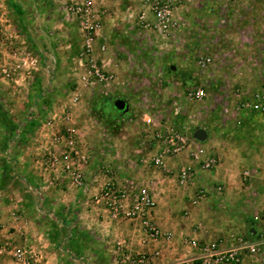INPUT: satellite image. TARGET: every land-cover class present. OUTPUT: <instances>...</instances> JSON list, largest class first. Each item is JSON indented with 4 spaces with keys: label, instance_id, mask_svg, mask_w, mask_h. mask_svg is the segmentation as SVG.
I'll list each match as a JSON object with an SVG mask.
<instances>
[{
    "label": "rangeland",
    "instance_id": "1",
    "mask_svg": "<svg viewBox=\"0 0 264 264\" xmlns=\"http://www.w3.org/2000/svg\"><path fill=\"white\" fill-rule=\"evenodd\" d=\"M89 1L96 13L94 20L100 14L99 43L105 39L108 44L105 64L114 75L110 83L92 89L86 86L82 77L86 70L78 61L83 12ZM106 1L0 0V213L8 214L11 205L22 198L52 201L63 199L64 194L69 198L70 187L62 182L58 170L51 171L53 157L65 150L59 136L69 130H75L80 146L90 154L93 174L106 163L116 168L113 177L120 183L139 179L154 186L156 198L159 186L175 189L173 172L149 167L142 157L150 160L158 152L157 132L181 122L195 132L207 131L203 145L220 162L218 179L210 181L224 187L223 200L212 202L200 223L190 214L202 206L185 200L176 209L180 211L173 213L182 216L180 236L174 234L166 242L147 239L145 245L183 244L185 251L190 248L186 239L192 231L205 230L209 238L199 240L215 242L223 237L222 229L232 234L244 221L249 228L250 204L264 206V133L250 132L252 112L241 110L240 116L237 107L239 95L258 89L264 77L259 73L248 79L246 75L253 74L247 71L241 75L237 56L249 52L244 48L249 44L247 37L253 36L257 41L252 65L258 62L264 67V0H182L175 14L180 24L173 38L145 27L144 11L147 20H157L151 0H114L115 13L109 11ZM76 8L81 11L75 13ZM32 57L36 69L24 65ZM202 57L212 61L203 67L199 63ZM196 87H203L207 97L190 105L185 93ZM75 96H80L78 102ZM117 99L128 101L125 114L115 109ZM175 104L180 108L178 117ZM1 113L11 122L7 128ZM149 116L155 120L154 126L145 123ZM139 172L144 173L141 179L136 177ZM30 187L36 190L34 194ZM82 200L86 202L88 197ZM67 210L64 213L69 217L75 215L72 207ZM68 226L80 233L83 230L74 220ZM83 234L78 245L84 257L94 264H119V255L113 251L123 240L105 243L99 238L102 235ZM69 246L64 244V248ZM158 248L152 250L154 260L160 257ZM187 255L181 253L178 261L165 264H187Z\"/></svg>",
    "mask_w": 264,
    "mask_h": 264
},
{
    "label": "built area",
    "instance_id": "2",
    "mask_svg": "<svg viewBox=\"0 0 264 264\" xmlns=\"http://www.w3.org/2000/svg\"><path fill=\"white\" fill-rule=\"evenodd\" d=\"M151 2L155 5L152 9L157 14V20L152 22L147 20V12L144 11L141 18L144 19L145 27L165 32V37L173 38L174 31L180 24L175 14L182 0H151ZM161 3L163 7H160ZM73 11L78 13L81 9L76 8ZM95 14L89 1L87 10L83 12L85 16L83 43L78 57L79 65L86 70L82 75L83 80L91 89L101 84H108L114 78L105 64L109 53L108 44L105 39L99 43L103 27L100 14L94 20ZM211 61L209 57H202L199 63L206 67ZM36 63L33 57L24 61V65H29L31 69L37 68ZM206 97L207 92L203 87L191 88L185 93V100L190 105L201 103ZM74 99L78 102L80 96H75ZM239 103L241 110H250L258 120L264 122V83L255 91L240 94ZM174 109L178 117L180 108L177 104L174 105ZM192 118L195 119L196 116ZM144 121L149 127L155 125V120L150 116L144 118ZM189 127L181 122L164 126V130L157 132L154 141L159 148L158 152L150 160L142 157V162L154 169L165 170L168 168L169 159L177 158L188 151L191 161L180 168L177 181L180 187L188 188L196 182L200 172H203L202 176L208 178V182L201 185L190 197V204L199 206L214 195L222 196L224 187L216 185L214 180L210 181L212 177L205 174L217 171L219 158L212 151L204 148L205 142L199 141L194 136L195 131ZM59 141L65 143V150L60 155L55 154L51 171L58 170L64 184L88 197L90 204L104 209L111 220L138 222L144 237L150 241L166 242L174 237L173 231H164L153 221V213L157 207L154 186L150 187L139 179L120 183L113 177L116 168L106 163L93 174L89 170L91 156L80 146L75 130H69L59 136ZM261 186L264 189V177ZM250 206L253 210L250 215L252 226L247 229L249 234H230L227 240L231 241L232 245L227 248H223L225 244L223 237L215 242H202L198 238L188 236L186 244L194 255L187 264H244L248 257L264 260V206L259 207L256 202H252ZM0 251L8 253L15 264H46L37 249L27 241L18 244L8 240L1 245ZM116 253L119 255V264H153L151 254L145 251L135 254L129 250L125 241L117 242ZM157 255L159 256V253Z\"/></svg>",
    "mask_w": 264,
    "mask_h": 264
},
{
    "label": "crops",
    "instance_id": "3",
    "mask_svg": "<svg viewBox=\"0 0 264 264\" xmlns=\"http://www.w3.org/2000/svg\"><path fill=\"white\" fill-rule=\"evenodd\" d=\"M106 4L109 7V11L112 10L114 13L116 12L117 8H114V0H107ZM106 19L108 20V18ZM110 21L112 20L110 19ZM248 39H250L249 42H247L249 44H247L244 49L248 48L249 52L245 53L246 55L239 54L237 56V62L239 63V66H242V70L239 71L241 72V75L242 72L246 73V71L248 73H252V76L246 75L248 79L259 77V73L262 77H264V67L263 69L260 68L258 62H256L257 66L252 65L254 64V62L252 63V61H255L256 58L254 59L251 53L254 52V44L257 40H254L253 36L247 37V40ZM259 70L262 72H260ZM245 73H243V75ZM239 77L240 76H238V78ZM237 110L240 116H243L242 112H240L241 109L239 105L237 107ZM252 116L254 118V121H252L253 123L251 124L252 129L248 127L249 131L253 132V130L255 129L256 133L257 130L264 133V122L258 120L253 114ZM204 148L209 150L205 147V145ZM190 161L191 160L188 151L182 153L177 158L169 159L167 161V166L168 170L171 173H174L173 180L174 182L176 181L174 186L176 188H173V190H169L168 188L160 189V186L159 188L157 187L158 195L156 201L158 203V206L154 210L153 221L164 231H173L176 237H179V233H181L180 229L178 228V221L182 218V216H174L173 213H177L180 211L176 209L178 208V205L184 206L186 204L184 202L185 200H188L190 205V197L195 194V192L201 185L208 182V178H206L205 176L203 177V172H200L196 182L192 186H189L188 188L179 187L177 174L180 168L183 165L190 163ZM154 172L155 175L157 174V176L159 177V174L156 173V171ZM154 172L152 171L151 173L154 174ZM145 174H149V172ZM205 174L206 176H210L214 179H216L217 177L218 179V169L215 172H211V174L207 172ZM143 176L144 173L139 172L136 177L140 178ZM154 184L157 185V183ZM261 188L262 190H264L262 186ZM29 189H31L33 194L36 191L33 187H30ZM70 189L72 192L71 195L73 196L66 193L67 196L69 195V198H66L65 194L63 196V199L61 198L59 200L52 201L46 197L41 201L37 198H32V200L22 198L21 202L20 200H17L16 204L11 205V207L8 209V214L3 216L0 213V247L4 242L8 240H13L18 244H23L25 241H27L30 245L37 249L46 264H85L84 262L82 263L83 259H85L86 261L88 260V264H94L91 262L90 258L87 259L81 254V247L78 244H74V241L77 238V234L75 233V230L72 231V227L69 228L68 226L69 221L74 220L76 223H79V225H82V229L85 230L84 232L82 230L81 233L89 232L91 235H94L95 238L98 235H102V237L99 236V238L102 239L105 243H110L115 239L123 240L127 244L129 250L135 254L141 253L143 251L151 254L153 249H157L159 247L157 253H159L160 257L157 258V260L153 259L154 261H156L154 262V264H165L169 261H178L180 259L179 257L181 256V253L188 254L187 258L189 259L193 257L194 252L187 247L184 251L183 244L167 245L163 242L158 244L148 241L149 243L146 244L147 248H145L147 238L144 237L143 231L140 228L141 226L138 222L113 221L104 209L90 204L88 201L84 202V200H82L84 199L83 194H81L74 188ZM165 189L168 191V193L165 192ZM210 198L211 199H208L205 203H203V205H200L202 206L200 209H198L197 211L194 210L193 213L190 214L192 216L190 217L191 219H196V222L200 223V221L202 220L201 216H204V213H206V209H211L210 204L217 200L219 201L220 199L221 201L223 200L222 196L218 195H214ZM214 198H216V200L213 201ZM2 203L3 201L0 200V204ZM70 207L75 210V215H70L69 217L68 212L64 213V211H68L67 209ZM244 222H240L233 233L249 234V230H247L248 228H246V222ZM249 222L250 224H252L251 218ZM251 226L252 225H250L249 229L251 228ZM78 229H80V226L78 227ZM221 232L223 238H225V244L223 245V248L230 247L232 245V242L227 240V237L231 232L229 233L226 229H222ZM189 236L198 238L202 241H206V238H209V235L205 230H201L200 232L192 231L190 232ZM66 242L70 244V246L64 248V244ZM113 253L115 254L116 252L113 251ZM93 254L96 253L93 252ZM167 259L170 260L167 261ZM0 264L15 263L8 253L0 251ZM244 264H264V260H254L253 258L248 257Z\"/></svg>",
    "mask_w": 264,
    "mask_h": 264
},
{
    "label": "water",
    "instance_id": "4",
    "mask_svg": "<svg viewBox=\"0 0 264 264\" xmlns=\"http://www.w3.org/2000/svg\"><path fill=\"white\" fill-rule=\"evenodd\" d=\"M174 69V68H173ZM115 109L121 113L125 114L129 110V103L125 99H117L114 102ZM194 136L201 142H205L208 138V133L205 130L199 129L195 132Z\"/></svg>",
    "mask_w": 264,
    "mask_h": 264
},
{
    "label": "trees",
    "instance_id": "5",
    "mask_svg": "<svg viewBox=\"0 0 264 264\" xmlns=\"http://www.w3.org/2000/svg\"><path fill=\"white\" fill-rule=\"evenodd\" d=\"M1 111V110H0ZM2 112V111H1ZM1 116L3 117L2 118V121H3V123H4V127L5 128H7L8 126H10V121L6 118V117H4V114L3 113H1ZM72 231H74V230H72ZM75 233L77 234L76 236H77V238H76V240L74 241V244H79L78 243V240H79V237H82L84 234L83 233H80V232H77L76 230H75ZM80 233V234H79ZM82 248V247H81Z\"/></svg>",
    "mask_w": 264,
    "mask_h": 264
}]
</instances>
